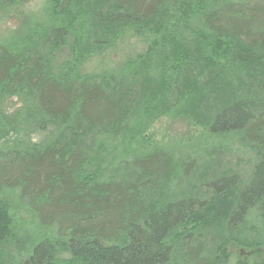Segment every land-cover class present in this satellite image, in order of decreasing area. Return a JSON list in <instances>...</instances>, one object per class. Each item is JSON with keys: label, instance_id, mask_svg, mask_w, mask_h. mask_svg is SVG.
I'll use <instances>...</instances> for the list:
<instances>
[{"label": "trees", "instance_id": "obj_1", "mask_svg": "<svg viewBox=\"0 0 264 264\" xmlns=\"http://www.w3.org/2000/svg\"><path fill=\"white\" fill-rule=\"evenodd\" d=\"M29 29L0 41V264H264V0H45Z\"/></svg>", "mask_w": 264, "mask_h": 264}, {"label": "rangeland", "instance_id": "obj_2", "mask_svg": "<svg viewBox=\"0 0 264 264\" xmlns=\"http://www.w3.org/2000/svg\"><path fill=\"white\" fill-rule=\"evenodd\" d=\"M44 3L45 0H17L16 6L6 11L5 8H2V6L5 7L9 6L8 1L0 0V38L1 37L9 38L13 35H15L16 38H20L21 36H24V33L27 31L26 29L29 27L31 13L40 11L41 8L44 7ZM160 77L161 76H159L158 73L152 72V75L150 77L151 82L149 83L150 85L149 87H151L154 90V86L155 84L157 85V82H159ZM220 87L221 85L218 86V88ZM226 88H228L227 90L230 93L228 97L233 96L234 94L232 92H235L236 89H230L228 86H226ZM151 93L152 92H149L147 96H149ZM214 95H217V93ZM214 95L210 94L211 100H208L204 103L205 104L204 109H207L209 106L214 105L215 103V99H213ZM147 96L146 98H148ZM168 97L169 100H172L173 98L171 96ZM136 98H138V95ZM139 99L141 100L142 98L139 97ZM225 99L224 101L229 100V98L227 97ZM162 124H164L163 127L164 136L168 139L169 142H173L174 140H181V139L188 140V138H191L190 131L186 121L179 119V117L164 118L161 121V123L158 124V126L161 127ZM42 137H43L42 133H37L34 135V138L37 140H41ZM249 157H250L249 155L247 156L243 155L242 152H237V153L214 152V154H212V158H209L207 161H205L206 163L204 162L205 167L199 173L205 172L208 176H210L209 174H212V176H214V174H220L221 172L229 169L232 166L235 167L239 166L238 165L239 161L240 162L249 161L250 160ZM184 193H186V190H184Z\"/></svg>", "mask_w": 264, "mask_h": 264}, {"label": "bare ground", "instance_id": "obj_3", "mask_svg": "<svg viewBox=\"0 0 264 264\" xmlns=\"http://www.w3.org/2000/svg\"><path fill=\"white\" fill-rule=\"evenodd\" d=\"M9 1L11 4L9 7H6L5 10H9L13 7L16 6V3H17V0H7ZM27 30V31H26ZM23 33L24 35H27L28 31H30L29 27L26 29ZM197 32H198V36H199V39L201 41V43L204 45L203 47L207 46V43L209 42V39H210V33L208 32V30H202L200 29L199 27L196 28ZM8 37H1L0 38V41L4 42L5 40H9V38L7 39ZM10 38H16L15 35L11 36ZM218 40V39H217ZM3 45H7L8 43H2ZM9 46V45H7ZM5 46V48L7 47ZM194 50H198L197 47H194L193 48ZM209 89V88H208ZM225 98H222V99H218V101L220 102L221 100L224 101ZM226 100V99H225ZM225 102V101H224ZM18 103V99L17 98H12L11 99V104L9 105V107L7 108L8 111H13L14 108H15V105ZM123 104V103H122ZM258 104L260 106V109L262 112H264V99L260 102L258 101ZM13 106V107H12ZM17 107V106H16ZM160 106H153L152 108H147L146 110H151L150 113H151V116H153V114L155 113H158L160 111V108H158ZM72 116V115H71ZM106 122L102 119V120H97L96 123L94 122H90L89 124H87L86 122H81L79 124V122H77V134L79 136V138H89L90 134L91 133H101V131H104L105 130V127ZM160 124V123H159ZM76 127H74L75 129ZM186 141V140H185ZM249 161H243V162H240L238 163L239 166L235 167V168H231V169H228L227 171H225L224 173H222L221 175H218L216 176V179L221 177L222 175L224 174H231V175H238L239 178L241 179V185L244 183L245 185V182L247 184L249 178L252 176V170L250 169L251 166L249 165L248 163ZM254 162V165L257 164L259 162V159H256V161H253Z\"/></svg>", "mask_w": 264, "mask_h": 264}]
</instances>
